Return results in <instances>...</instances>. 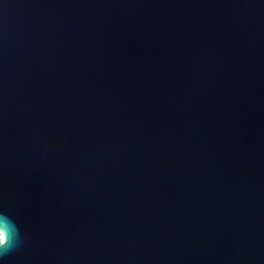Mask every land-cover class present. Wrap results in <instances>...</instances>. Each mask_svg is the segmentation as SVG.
Wrapping results in <instances>:
<instances>
[{
    "label": "water",
    "instance_id": "obj_1",
    "mask_svg": "<svg viewBox=\"0 0 264 264\" xmlns=\"http://www.w3.org/2000/svg\"><path fill=\"white\" fill-rule=\"evenodd\" d=\"M0 264H264V0H0Z\"/></svg>",
    "mask_w": 264,
    "mask_h": 264
},
{
    "label": "clouds",
    "instance_id": "obj_2",
    "mask_svg": "<svg viewBox=\"0 0 264 264\" xmlns=\"http://www.w3.org/2000/svg\"><path fill=\"white\" fill-rule=\"evenodd\" d=\"M21 242L18 226L9 216L0 213V255L7 254Z\"/></svg>",
    "mask_w": 264,
    "mask_h": 264
}]
</instances>
